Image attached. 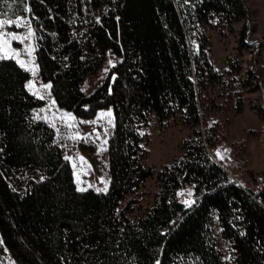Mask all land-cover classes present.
Masks as SVG:
<instances>
[{"label": "trees", "instance_id": "16d2710c", "mask_svg": "<svg viewBox=\"0 0 264 264\" xmlns=\"http://www.w3.org/2000/svg\"><path fill=\"white\" fill-rule=\"evenodd\" d=\"M17 16L28 21L37 77L54 103L78 118L110 108L112 128L106 189L77 190L51 128L29 117L41 100L26 90V70L0 57V240L13 264H221L212 213L235 264H264V171L251 175L256 190L230 179L206 152L213 140L196 104V88L218 79L202 24L241 19L247 42L241 0H0V18ZM105 50L117 57L113 75L83 95L79 84ZM255 71H245L252 89ZM149 113L195 128L181 156L157 171L150 208L130 223L118 207L153 174L138 132ZM185 183L195 196L187 207L176 195Z\"/></svg>", "mask_w": 264, "mask_h": 264}, {"label": "rangeland", "instance_id": "374dc122", "mask_svg": "<svg viewBox=\"0 0 264 264\" xmlns=\"http://www.w3.org/2000/svg\"><path fill=\"white\" fill-rule=\"evenodd\" d=\"M241 3L250 27L247 42L239 38L241 19L220 22L212 18L202 24L207 53L218 79L213 83L205 81L201 88H196V104L200 121H205L203 133L207 131L213 140V145L206 147L207 154L220 163L230 179L256 190L251 175L264 171V0H241ZM0 20L13 21L0 28L4 33L0 36V57L11 58L26 70L25 88L41 100L39 106L29 109L30 119L41 120L51 128L77 190L104 191L108 181L107 137L112 128L110 108L99 109L90 118H78L58 107L49 82L37 77L33 37L26 17ZM116 60L114 54L105 50L96 71L80 82L81 93L87 95L111 78ZM251 67L256 70L254 79L251 78L258 85L254 89L244 83L250 78L244 79L245 71ZM180 118L176 115L159 120L149 113L138 126L141 162L153 174L119 203L118 209L130 223L150 208L158 190L157 171L181 156V142L195 128ZM200 121L196 128H202ZM258 177L264 179V173ZM176 195L184 206L192 205L195 198L192 184L178 187ZM208 227L221 264H235L233 249L223 237L215 213L211 214ZM0 264H13L1 240Z\"/></svg>", "mask_w": 264, "mask_h": 264}, {"label": "snow or ice", "instance_id": "6c2138e0", "mask_svg": "<svg viewBox=\"0 0 264 264\" xmlns=\"http://www.w3.org/2000/svg\"><path fill=\"white\" fill-rule=\"evenodd\" d=\"M6 23H13V21H9V20H0V28H2V27L4 26V24H6ZM3 35H4V33L0 32V36H3ZM11 35H12V38H13V39H16L15 34H11ZM218 155H219V153H218ZM81 191H83V189H81Z\"/></svg>", "mask_w": 264, "mask_h": 264}]
</instances>
